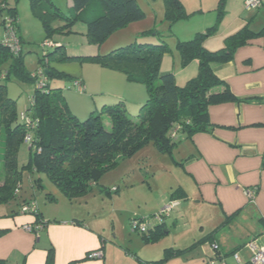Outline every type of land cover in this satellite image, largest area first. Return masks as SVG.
<instances>
[{"label": "trees", "instance_id": "1", "mask_svg": "<svg viewBox=\"0 0 264 264\" xmlns=\"http://www.w3.org/2000/svg\"><path fill=\"white\" fill-rule=\"evenodd\" d=\"M18 2L0 0V25L4 29V37L0 39V205H11L19 195L22 171L18 166V152L26 136L32 139L28 143L31 175L45 174L66 198L74 200L96 189L110 195L103 190L102 178L150 144L161 154H170L180 143L179 134L189 138L198 133H212L215 126L210 121L208 107L238 101L226 82L214 72L213 65L231 62L239 48L261 35L246 25L227 37L225 46L219 50H208L205 46L213 28L198 33L191 40L177 41L182 67L198 62L196 77L179 86L173 72L162 74V58L168 52L164 41L132 43L107 54H84L75 48L70 51L62 41L55 40L56 36L79 33L74 29L78 23H83L89 45L101 47L116 31L145 19L146 13L138 0H70L67 11L53 0H30L31 10L46 33L39 68L31 72L25 62L27 54L20 35ZM163 2L170 27L189 17L182 0ZM226 2L218 0L219 20L226 14ZM154 33L163 39L155 30L142 35ZM14 40H17L18 51ZM69 62L97 63L123 73L128 82L143 84L146 99L139 106L137 116L131 117L125 102L120 100L104 104L101 111L93 110L82 120L70 108L63 88L51 85L55 79L70 81L74 87L80 82L53 66ZM14 80L35 86L30 106L22 113L18 112V101L9 94L8 83ZM36 183L40 188V179ZM184 195L179 189L171 195V200L182 199ZM31 202L32 199H26L21 208ZM21 208L20 213L24 214ZM31 214L35 215L37 225L49 224L38 210ZM239 214L227 217L220 226L184 250H166L160 261L143 263L134 257L141 264H163L170 258L190 253L205 242L217 247L215 250L219 252L220 234ZM155 215L130 220L132 230L145 244L157 243L168 235L166 220L155 221ZM73 222L85 226L83 221ZM136 223H146L147 231H135ZM234 253L235 250H231L226 256ZM0 264L7 263L0 259ZM45 264H55L53 248L48 250Z\"/></svg>", "mask_w": 264, "mask_h": 264}, {"label": "crops", "instance_id": "2", "mask_svg": "<svg viewBox=\"0 0 264 264\" xmlns=\"http://www.w3.org/2000/svg\"><path fill=\"white\" fill-rule=\"evenodd\" d=\"M65 1L66 8H70V0ZM246 2L247 0H227L225 10L228 8L232 11L238 5L241 11ZM260 10L262 17L264 0L261 8L256 11ZM252 24L250 21L246 23L249 27ZM257 27L252 31L261 35L239 48L231 62L213 65L214 72L226 82L238 99L235 102L208 107L210 121L215 126L213 132L186 137L183 144L179 146V143L170 154H161L154 146L162 157L154 155V148L145 147L136 156L120 164L118 174L122 180L126 177L130 179L133 172H141L143 169L149 173L148 170H151L153 165L155 168L151 177H155L157 173L168 174L167 186L162 195L153 200V206L148 212L137 217L158 213L161 206L172 201L171 195L179 189L185 194L182 198L185 203L165 222L167 236L157 243L145 244L139 235L140 239L134 238V233L126 235L122 231L126 229L122 223L120 230L116 229L114 223L112 232L107 233L106 227L97 222L107 198L96 189L74 200L64 196L70 207L69 212L61 216H48L37 207L49 224L34 232L24 229L26 225L37 226L34 214H21V206L12 208L10 212L5 208L12 204L0 205V259L5 260L7 264H45L48 250L53 248L55 264H107V242L109 238H114L115 242L112 244L118 245L117 248H124V256H136L143 263L157 262L163 258L166 250H184L190 247L220 226L227 217L239 212L237 218L220 234V253L212 244L211 246L213 255L221 264L249 262L253 254L252 246L264 247V23L258 22ZM190 66L197 75L198 62L193 61ZM189 68L187 66L183 70L187 71ZM76 79L82 83L85 91L92 89L90 85H86L85 78ZM125 93L117 90L111 95H103L104 104L120 100L126 103ZM145 99L146 92L143 90L142 94L140 92L130 103L134 107L138 105L139 108ZM71 105L77 109L82 105L88 114L93 111L89 102L80 106L76 102H69L76 115H79V110ZM153 156H156L157 160H152ZM249 189L256 190L253 203L246 197V191ZM28 199L37 203L35 197ZM131 219L128 221L129 227ZM74 220L83 221L85 226L74 224ZM180 221H185V224L171 239V229ZM175 227L177 230L178 226ZM183 238L194 240L191 245H184L180 243ZM133 245L138 247L135 252H132ZM194 250L170 258L163 264L214 263L211 261L213 258L209 249L199 247ZM231 250H235V253L230 255L235 257L234 262L230 259L228 261L230 256H226ZM97 251L102 252V258H88V254Z\"/></svg>", "mask_w": 264, "mask_h": 264}, {"label": "rangeland", "instance_id": "3", "mask_svg": "<svg viewBox=\"0 0 264 264\" xmlns=\"http://www.w3.org/2000/svg\"><path fill=\"white\" fill-rule=\"evenodd\" d=\"M53 1L56 2V4L61 5L63 9L67 11L65 0ZM138 3L146 13L145 19L136 23H131L125 28L116 31L101 47L89 45L88 38L85 36L86 25L83 23H78L74 29L79 33L72 34L69 37L56 36L55 40L62 41L63 44L68 46L70 51H72V48H75L84 54H96L98 52L107 54L111 50L122 46L124 47L132 43L139 44L145 41L161 43L164 41L168 47V52H166L162 58V74L173 71L178 85L184 86L187 81L195 78L196 74L194 73L193 67L190 66L191 63L188 65L190 68L187 71L183 70L185 68H183L181 64V56L179 50L177 49V41L191 40L198 33L206 32L208 29L213 28L211 34L205 41V46L208 50H219L225 46V40L227 37L241 30L246 23H249V21L251 24L254 22L250 25L251 30L258 28V22L260 24L264 23V16H260L263 14L261 13L262 10L259 12L247 10L246 4H244L241 11L239 10L238 5L234 9L229 6L232 11H229L227 8V13L223 16V18H221V20H219L220 15L218 11V0H182L183 6L189 14V17L170 27V24L165 19V5L163 0H138ZM17 12L20 22V35L23 40L24 53L27 54L25 60L26 67L31 72H35L39 68V59H41L44 54L42 43L45 40L46 33L42 22L33 14L31 10L30 0H19L17 4ZM150 30L159 32L163 39L155 33V35H142V33ZM3 37L4 29L0 25V39ZM81 47L83 48L80 49ZM53 66L58 71L68 73L75 78H81L82 80L85 78L87 80L86 85L88 87L90 85L92 88L80 93L75 90L74 84H71L70 81L58 79L52 80V87L61 86V88H63L68 104L69 102L72 104L73 102H76L80 106L82 103L86 104L89 102L91 103L92 110L101 111L104 106L103 100L105 99H103V95H111L117 90H122L123 92H126L124 95L127 104H125L128 108L130 116H137L136 114L139 111L138 105L134 107V105L132 106L130 102L136 96L140 95V92L142 94L143 90L144 93L146 92V88L143 84L128 82L123 73L104 68L97 63L87 62L80 64L69 62L56 63ZM68 85L70 87L66 88ZM8 89L10 96L18 101V112L22 113L25 111V109L30 106V99L35 90L34 84H26L14 80L8 83ZM91 90H94L96 93H94V91L91 92ZM71 107L77 109L72 105ZM79 108L80 109H77L79 110L77 111L79 112L78 116L82 120L87 118L88 111H84V107L82 105ZM178 139H180V146L183 144L186 137L179 134ZM148 146V149L154 148L152 144ZM29 149V144L25 141L22 142L19 147L18 166L22 171V186L19 189L17 199L13 201L11 206L6 205L7 207L5 209L11 212L13 210L12 208H19L26 199L35 197L37 200L36 204L40 212L42 211L48 216H61L64 213L67 214L69 212L70 204L64 198V195L60 192V190L51 182V180L43 173H36L33 176L31 175L30 169L28 168V164L30 162ZM154 151L156 153L154 155L162 157L159 156V153L156 152L155 148ZM175 155L178 156L177 152ZM156 156H153L152 160H157ZM119 167L120 165L114 168L110 173L106 174L101 180L103 190L110 192V195L103 193L107 200L105 208L103 212H100L97 222L102 227H106L107 233L112 232V225L114 223L117 230L121 229V223L125 224L126 229H122V231L126 235H128V233L136 234V236L134 235V238L137 239L139 236L132 230L131 226L129 227L128 221L130 218H135L150 210V207L153 206V200L159 199L163 190L166 188V179L168 174L165 175L157 173L155 177H151L154 173L153 169L155 168L153 165V168L148 170L149 173H146L143 169L141 172H133L130 179L129 177H126L125 180H122L120 174H118L120 171L118 170ZM31 177L33 180H31ZM38 179H40V188L37 187L38 183H36ZM126 180H129V182H126ZM50 197L54 199L51 200ZM246 197L250 203H253L248 195H246ZM167 200H169L168 195ZM178 201H181L180 204L171 212L170 216L175 214L176 210L185 203L182 199H178ZM169 204L170 202L168 201L166 204L161 206L158 213ZM102 206L103 205H101V207ZM167 220L168 218L166 221ZM184 224L185 221H180L176 224L175 226H178L177 230H175V226L172 227L171 239H173L172 237L174 234L178 233L182 229ZM179 237L182 238L181 235ZM108 240L107 264H140L134 256H124L125 249L117 248L118 245L114 246L112 244L115 242L114 238H109ZM182 240V242L180 241L181 244L191 245L194 239L188 238L187 240H184L183 238ZM138 243L140 244V242ZM199 247H205L211 251V257L213 258L211 261L214 262L213 264L220 262L217 261L213 255L214 250L209 242H205ZM133 248L132 252H135V250L138 249L136 245H133ZM234 258L235 257L230 256L227 260L229 261L230 259L232 262Z\"/></svg>", "mask_w": 264, "mask_h": 264}, {"label": "built area", "instance_id": "4", "mask_svg": "<svg viewBox=\"0 0 264 264\" xmlns=\"http://www.w3.org/2000/svg\"><path fill=\"white\" fill-rule=\"evenodd\" d=\"M262 6V0H248L246 2V8L247 10H252V11H256L258 9H260ZM15 42V46L14 48H16V50H19V47L17 46V40H14ZM75 87L77 88V90L80 93H83L85 91L83 85L81 82H76L75 83ZM175 135V134H174ZM31 137L30 136H26L25 138V142L26 143H30L31 142ZM18 192V191H17ZM246 194L249 196L250 200L253 201L254 198L256 197V190L254 189H249L248 191H246ZM180 204V202L178 200H172L170 202L169 205L165 206V208L162 209V211H160L159 213H157L154 216V220L161 222V221H165L167 218L170 217L171 212ZM37 211V206L34 202L28 203L26 206H24L22 208V213L24 214H29V213H33ZM43 227L41 225H26L24 226L25 231L27 232H34L36 230L42 229ZM135 231L144 233L147 231V226L146 223H142V224H138L136 223L135 226ZM217 248V247H215ZM253 248V254L252 257L250 259L252 264H264V247L262 248H256L254 245L252 246ZM88 258L90 259H97V258H102L103 254L101 251H97V252H92L90 254L87 255ZM236 259H238V257L236 256ZM239 260V259H238Z\"/></svg>", "mask_w": 264, "mask_h": 264}]
</instances>
